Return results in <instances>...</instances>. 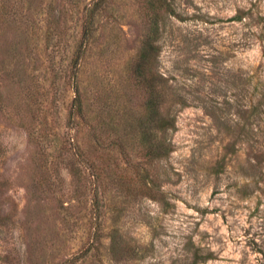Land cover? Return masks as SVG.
<instances>
[{"label": "rangeland", "instance_id": "obj_1", "mask_svg": "<svg viewBox=\"0 0 264 264\" xmlns=\"http://www.w3.org/2000/svg\"><path fill=\"white\" fill-rule=\"evenodd\" d=\"M90 1L0 0V264H264V0H168L156 69L182 101L155 159L149 0L97 11L74 77Z\"/></svg>", "mask_w": 264, "mask_h": 264}, {"label": "trees", "instance_id": "obj_2", "mask_svg": "<svg viewBox=\"0 0 264 264\" xmlns=\"http://www.w3.org/2000/svg\"><path fill=\"white\" fill-rule=\"evenodd\" d=\"M108 1L110 0H91L86 7L80 42L72 56L71 68L74 77L78 76L81 58L91 37L96 13ZM147 4L149 26L138 49L132 77L145 91L144 115L139 123L140 143L144 149V156L147 159H155L163 158L171 151L168 134L175 127L177 105L181 103L182 97L156 69L158 52L156 40L159 26L160 23H164L165 15L174 12L168 0H149ZM74 92L75 111L77 115H81L83 106L78 81L74 84Z\"/></svg>", "mask_w": 264, "mask_h": 264}]
</instances>
